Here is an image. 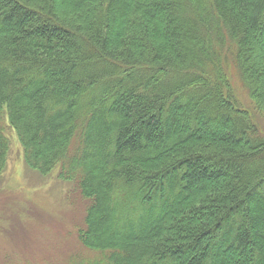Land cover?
<instances>
[{
  "label": "trees",
  "instance_id": "obj_1",
  "mask_svg": "<svg viewBox=\"0 0 264 264\" xmlns=\"http://www.w3.org/2000/svg\"><path fill=\"white\" fill-rule=\"evenodd\" d=\"M226 55L264 112V0H0V173L7 116L89 200L99 255L67 264H264V136Z\"/></svg>",
  "mask_w": 264,
  "mask_h": 264
},
{
  "label": "rangeland",
  "instance_id": "obj_2",
  "mask_svg": "<svg viewBox=\"0 0 264 264\" xmlns=\"http://www.w3.org/2000/svg\"><path fill=\"white\" fill-rule=\"evenodd\" d=\"M225 57L238 106L249 109L264 136V112L254 108L227 61L230 58ZM2 124L9 149L0 173V264H67L98 256L77 238L89 200L81 195L76 181L60 178L59 166L41 174L26 165L24 149L7 116L2 117Z\"/></svg>",
  "mask_w": 264,
  "mask_h": 264
}]
</instances>
